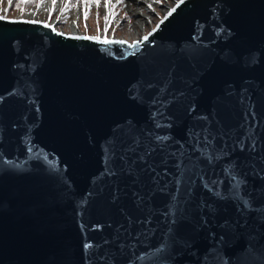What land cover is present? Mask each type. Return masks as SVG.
Here are the masks:
<instances>
[{"label":"water","instance_id":"obj_1","mask_svg":"<svg viewBox=\"0 0 264 264\" xmlns=\"http://www.w3.org/2000/svg\"><path fill=\"white\" fill-rule=\"evenodd\" d=\"M177 4L135 46L0 18V264H264V0Z\"/></svg>","mask_w":264,"mask_h":264},{"label":"bare ground","instance_id":"obj_2","mask_svg":"<svg viewBox=\"0 0 264 264\" xmlns=\"http://www.w3.org/2000/svg\"><path fill=\"white\" fill-rule=\"evenodd\" d=\"M57 0H42L39 5L40 7L37 8L36 6L28 8L24 13H21L20 15H17L16 17H13V20H22L26 22H35L39 24L46 25L48 27H51L55 31H58L60 33H63L65 35L70 36H78V37H97L98 39H93L99 42L107 41H119V42H125V43H133L134 41H140L144 36L138 37L135 40L128 41L125 38H120L118 36L115 37L114 32L120 28H122L123 24L119 23L116 25H111V19L109 16V23L104 27V29L97 35V36H89L88 34H84L78 27V20L79 17L83 14L84 10L86 9V4L84 0H81V3H75L71 9L66 10L64 14V17L66 18V27L67 31L64 32L63 30L57 29L55 26L59 23H61V19H52V15L54 12L58 13V17L61 15V7L64 5V3L56 2ZM111 0H102V5L104 8L105 16L109 15V10L106 5H109ZM127 6L131 4H141V7H144L145 14L150 15V12L152 11L153 5L155 3L154 0H126ZM174 2H177L178 0H173ZM151 5V7H149ZM170 6L166 7L164 11H162L163 16H165L168 11L170 10ZM51 10V11H49ZM130 10V9H129ZM114 13V10H112ZM117 14L123 17V21H128V17L135 18L137 21H133L130 25L131 31L129 32H137V30H143L145 25L148 23V19L145 16H140L138 13L134 12V10L131 8V11H129L128 14L123 13L120 9L115 11ZM0 17L8 18L6 15H4L3 11L0 10ZM111 26V27H110ZM112 29V30H111Z\"/></svg>","mask_w":264,"mask_h":264},{"label":"rangeland","instance_id":"obj_3","mask_svg":"<svg viewBox=\"0 0 264 264\" xmlns=\"http://www.w3.org/2000/svg\"><path fill=\"white\" fill-rule=\"evenodd\" d=\"M42 0H39L37 4H39ZM85 4L87 5L86 9L84 10L83 14L79 17L78 20V27L84 34H88L89 36H97L105 27V13L102 0H84ZM155 3L153 5L152 11L150 15L145 14L144 7H141V4H131L127 6L126 0H111L109 6L114 5L115 7L112 8L114 10V15L110 17L111 25H116L122 23V28L116 30L114 32L115 37L118 36L120 38H125L128 41H132L137 39L138 37L144 36V34L149 33L152 29H154L155 25L164 17L162 11L166 7L172 8L176 2L173 0H154ZM56 2L64 3L68 5V9H71L75 3H81V0H75L74 3L69 2L68 0H57ZM67 2V3H66ZM35 4L34 6H36ZM5 5L0 4V10L3 11L4 15H7L9 18L16 17L21 13H24L26 10L16 9L12 12H6L7 7ZM131 8L134 12L138 13L140 16H145L148 19V23L145 25L143 30H137V32H129L131 31L130 25L133 21H137V19L128 17V21H123V17L117 14L115 11L120 9L123 13L128 14L131 11ZM130 9V10H129ZM109 10V7H108ZM85 11H87V18L85 19ZM66 12V11H65ZM64 12V13H65ZM58 17V13L54 12L52 15L51 20H55ZM62 18L60 21L61 23L57 24L55 27L60 31L63 30L64 32L67 31L66 27V18L63 15H60ZM111 27V26H110ZM112 30V29H111Z\"/></svg>","mask_w":264,"mask_h":264},{"label":"snow or ice","instance_id":"obj_4","mask_svg":"<svg viewBox=\"0 0 264 264\" xmlns=\"http://www.w3.org/2000/svg\"><path fill=\"white\" fill-rule=\"evenodd\" d=\"M180 2H183V0H180ZM106 6L109 7V15L105 16V26L107 28V25L109 23V16L110 15H114V13L112 12V8L115 7V6L114 5H111V6L106 5ZM17 7H20V5H17ZM39 7H40V5L37 4V8H39ZM86 7H87V5H86ZM149 7H151V5H149ZM176 7H179V4H177L175 7H173L172 9H170L168 11V13L161 19V21L159 23H157L156 28H158L160 26V23H163V20H166L168 18V16H170L172 14V12H174L176 10ZM67 8H68L67 4H65V5H63L61 7V9H60L61 15H63V13L67 10ZM22 10L23 9H21V11ZM49 11H51V10H49ZM87 14H88L87 11H85V19L87 18ZM0 18H3V17H0ZM60 18L61 17H57V19H60ZM156 28H154L152 31L154 32L156 30ZM151 34H152L151 32L147 33L142 39L143 40H147L148 36H150ZM86 38H88V39H98L97 37H86ZM104 42L105 43H109V41H107V40H105ZM140 42L141 41H134L133 42V46H135L136 44H139Z\"/></svg>","mask_w":264,"mask_h":264},{"label":"trees","instance_id":"obj_5","mask_svg":"<svg viewBox=\"0 0 264 264\" xmlns=\"http://www.w3.org/2000/svg\"><path fill=\"white\" fill-rule=\"evenodd\" d=\"M39 0H11L6 12H12L16 9H23L25 10L26 8L36 4ZM72 2V0H70ZM74 2V1H73ZM0 4H4V0H0ZM17 5H20V7H17Z\"/></svg>","mask_w":264,"mask_h":264}]
</instances>
